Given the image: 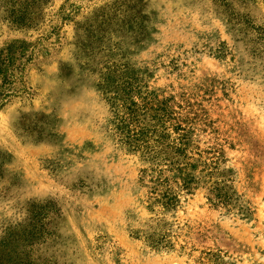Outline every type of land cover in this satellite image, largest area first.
Returning a JSON list of instances; mask_svg holds the SVG:
<instances>
[{"label": "rangeland", "instance_id": "obj_1", "mask_svg": "<svg viewBox=\"0 0 264 264\" xmlns=\"http://www.w3.org/2000/svg\"><path fill=\"white\" fill-rule=\"evenodd\" d=\"M22 42L0 264H264V0H0V51ZM123 83L164 103L183 172L119 142ZM152 169L175 207L151 199Z\"/></svg>", "mask_w": 264, "mask_h": 264}, {"label": "trees", "instance_id": "obj_2", "mask_svg": "<svg viewBox=\"0 0 264 264\" xmlns=\"http://www.w3.org/2000/svg\"><path fill=\"white\" fill-rule=\"evenodd\" d=\"M35 47L26 42L11 43L0 51V109L5 108L14 98L26 93L24 87L17 90L16 86L23 83L22 74L25 67L35 58ZM115 89L122 93V97L115 96L109 100H115L112 123L119 142L132 152H140L145 160L156 162L158 165L162 163L167 167V171L177 167L178 171L183 172L188 164L177 160L178 156H183V139L178 143L176 140L166 143L171 135L163 126L167 122V116L169 117L164 103L152 98L150 93L144 96L140 93L135 94L130 84L123 83ZM174 129L183 130L179 127ZM159 154L163 157L160 160ZM151 171L159 175L157 178H149L151 186L146 184L151 199L163 208L175 207L179 203L177 190L169 185V180L161 176L162 170ZM146 172L145 170L144 173ZM141 182L145 183V178L141 179ZM183 187L186 189L187 186ZM217 201L223 204L227 202L222 196L218 197Z\"/></svg>", "mask_w": 264, "mask_h": 264}]
</instances>
